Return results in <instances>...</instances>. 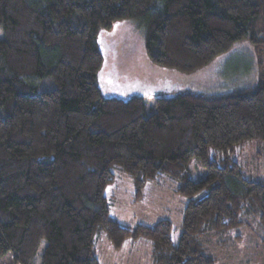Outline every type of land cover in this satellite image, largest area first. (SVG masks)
Masks as SVG:
<instances>
[{"label": "trees", "instance_id": "trees-1", "mask_svg": "<svg viewBox=\"0 0 264 264\" xmlns=\"http://www.w3.org/2000/svg\"><path fill=\"white\" fill-rule=\"evenodd\" d=\"M134 20L156 66L192 74L248 41L259 80L155 99L148 117L143 97L107 99L98 37ZM0 35V260L101 264L102 234L116 251L148 241L150 264H220L213 234L230 246L248 232L264 247V179L234 158L264 145V0H0ZM192 160L206 171L197 181ZM122 174L135 204L148 183L178 184L188 201L177 242L169 219L130 226L111 214L105 193Z\"/></svg>", "mask_w": 264, "mask_h": 264}, {"label": "rangeland", "instance_id": "rangeland-1", "mask_svg": "<svg viewBox=\"0 0 264 264\" xmlns=\"http://www.w3.org/2000/svg\"><path fill=\"white\" fill-rule=\"evenodd\" d=\"M98 40L99 49L104 54V64L97 78L102 96L124 101L143 97L147 101L146 117L156 112L155 99L193 93H238L259 80L258 56L248 41L236 43L230 51L216 57L203 70L188 74L156 66L149 60L144 32L135 20L114 24L111 30H103ZM262 65L264 67V57ZM241 146L235 148V161L251 180L264 179V145L256 142L243 144V149L240 150ZM212 156L213 152L210 151V157ZM188 172L193 181L206 175L198 160L189 163ZM160 182L148 183L143 191L144 200L135 204L133 180L122 174L115 184L107 188L105 195L109 198L111 214L117 216L123 224H144L151 227L159 221L171 220L172 237L177 242L182 233L181 211L188 199L175 193L177 183L174 184L166 177ZM233 233L226 234V237L235 235ZM242 235L240 241H234L230 246L217 245L214 234L206 243L220 264H264V247L250 233ZM95 239L101 264H150V245L144 239L126 241L120 251L113 249L104 234ZM222 241L223 239L220 242ZM44 247L42 244L38 259ZM12 263L10 254L0 260V264Z\"/></svg>", "mask_w": 264, "mask_h": 264}, {"label": "crops", "instance_id": "crops-1", "mask_svg": "<svg viewBox=\"0 0 264 264\" xmlns=\"http://www.w3.org/2000/svg\"><path fill=\"white\" fill-rule=\"evenodd\" d=\"M135 245V243H133V246Z\"/></svg>", "mask_w": 264, "mask_h": 264}]
</instances>
